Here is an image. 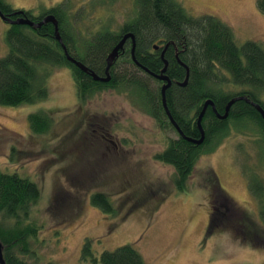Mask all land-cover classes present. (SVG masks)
Returning <instances> with one entry per match:
<instances>
[{
  "label": "rangeland",
  "instance_id": "1",
  "mask_svg": "<svg viewBox=\"0 0 264 264\" xmlns=\"http://www.w3.org/2000/svg\"><path fill=\"white\" fill-rule=\"evenodd\" d=\"M179 1L192 17L211 15L222 21L231 28L238 44L254 41L264 48V15L257 10V0ZM5 2L14 10L31 11L33 17L54 7H65L81 47L105 25L117 29L129 21L135 8L134 0ZM7 30L0 20V57L8 51L4 43ZM46 69L47 98L43 102L0 106V171L17 173L40 188V199L29 219L38 230L37 239L30 241V264H94L81 257L86 240L92 241L90 250L97 259L103 251L129 244L145 264H264V224L256 220V208L247 195L243 176L244 171L257 174L264 186V149L258 151L256 138L249 131H238L228 123L229 132L220 143L211 141L202 148L184 192L179 193L173 185V168L153 159L169 140L177 138L173 129L161 128L141 105L134 104L128 90L106 88L79 103L70 69ZM39 110L52 117L54 126L37 136L31 133L27 117ZM87 117L99 124L96 129L106 127L109 138L120 147L114 148L108 142L98 152L93 146L92 153L83 147L84 136H90L87 143L100 141L97 133L92 136L91 128L83 124ZM76 136L81 137L73 141ZM66 137L69 139L64 142ZM71 141L73 149L68 143ZM89 157L99 166L80 172L88 161L93 163ZM212 172L234 213L243 215L246 221L251 218L262 232L244 236L207 228V188L214 189L209 181ZM99 174L103 183L98 189L112 195L109 200L118 212L115 218L92 207L87 200L90 194L84 198V190L91 185L87 178ZM125 190H134V196L123 197ZM135 198L136 202L132 200ZM261 217L264 219V215ZM1 224L10 226L0 217Z\"/></svg>",
  "mask_w": 264,
  "mask_h": 264
},
{
  "label": "trees",
  "instance_id": "2",
  "mask_svg": "<svg viewBox=\"0 0 264 264\" xmlns=\"http://www.w3.org/2000/svg\"><path fill=\"white\" fill-rule=\"evenodd\" d=\"M5 3V0H0V13L5 16L3 13L11 12L14 20L28 18L33 22H39L44 16L53 15L58 21V31L68 55L100 78H106V58L124 35L132 34L135 46L132 60V43L131 39H127L123 50L119 51L118 57L108 70L109 81L103 83L94 81L90 72H82L66 59L63 48L54 38V28L51 24L48 23L36 30L25 25L9 24L4 36L8 51L4 57H0V106L20 107L43 102L47 98L45 81L48 67L70 69L79 103H84L106 88L122 92L128 90L134 97L135 105H141L144 112L159 123L161 128L165 129L168 126L177 134V138L169 140L165 149L155 154L153 159L173 168V185L179 193L184 192L202 148L208 146L211 141L220 143L229 132L228 123L231 122L238 131H249L256 138L258 151L259 149L263 151L264 145H261L260 140L264 142V119L245 101L235 102L224 120L218 119L212 108L208 107L201 120L205 134L203 143L196 146L185 141L169 123L162 108L160 90L163 82L150 76L159 75L163 69L160 53L165 44H169L163 55L167 62L163 75L171 81L165 92L166 105L186 138H200L196 122L205 101L210 100L220 116L224 115L226 105L237 97L247 98L264 111V102L261 101V95L264 94V48L254 41L238 44L231 28L216 17L211 15L192 17L179 0H134L133 18L117 29H113L111 24L105 25L81 47L82 44L78 45V36L74 33L73 23L69 20L65 7H54L42 12L38 17H33L31 11L14 10ZM256 7L264 15V0H257ZM18 12L21 13L16 14ZM5 18L13 21L9 16ZM154 46H158V50H154ZM179 62L189 70L184 87L178 85L184 81L186 75L184 67ZM151 81L154 85L149 87ZM27 119L31 133L37 136L44 135L52 125L54 126L52 117L42 110L28 115ZM89 119L87 117L83 124L91 128L92 136L95 137L97 133L100 141L98 144L87 143L90 136H84L86 146L83 144V147L92 153L94 146L98 152L102 146L108 144V138L101 137L107 129L103 127L98 130L99 124ZM79 137L81 136H76L73 141ZM68 139L69 137H66L64 142ZM73 141L68 142L72 146L71 149ZM98 166L97 162L93 161L91 164L88 161L87 166H82L80 172ZM212 173V180L211 178L209 180L213 183L211 185L223 194L216 174ZM99 176L95 178L84 176L91 182L84 190V198L87 199V195L90 194L87 200L92 207L105 216L112 215L115 218L118 212L115 203L109 200L112 195L98 189L103 183L101 174ZM250 177L252 180H258L256 183L260 187L257 194L263 202L258 201L257 206L259 205L258 208L260 207L261 214L264 215L263 182L257 174H251ZM94 186L96 189H93ZM132 194L134 196V190H125L123 197L126 195L131 198ZM57 196L60 194L55 196L54 201L57 200ZM138 198L132 200L136 202ZM39 199L40 188L37 183L20 177L17 173L7 174L0 171V217L3 221L10 222V226L0 225L4 264H30L28 262L29 256L32 255L30 241L37 239L38 230L29 224V219L32 208ZM77 212L75 211V214ZM261 218L264 224V219ZM244 221L242 215V222ZM245 225L246 232L237 230L234 234L262 232L257 229L258 226L251 218ZM239 237L238 235L235 238L238 240ZM91 242L84 241L81 248V257L84 260L90 259L94 264H145L139 252L129 244L112 251H103L97 259L90 250Z\"/></svg>",
  "mask_w": 264,
  "mask_h": 264
},
{
  "label": "water",
  "instance_id": "3",
  "mask_svg": "<svg viewBox=\"0 0 264 264\" xmlns=\"http://www.w3.org/2000/svg\"><path fill=\"white\" fill-rule=\"evenodd\" d=\"M21 12H18L16 14H20ZM0 19L2 21H7L8 24L10 25H25V26H28V27H31L32 29L36 30L38 28H41V26L43 25H46V24H51L54 28V38L56 39V41L61 45V47L63 48L64 50V55L66 57V59L71 62L73 65H75L79 70H81L82 72L84 73H88L90 72L91 73V76L93 78L94 81H100V82H103V83H106L109 81V74H108V70L109 68L111 67V65L113 64L114 60L118 57V53L119 51L123 50V46H124V43L127 41V39H131V43H132V60H134V57H133V51H134V46H135V39L133 37L132 34H126L124 35L120 42L118 44L115 45V47L112 49V51L108 54L107 58H106V68H105V74H106V78H100L98 76H96L93 72H91L87 67H85L83 64H81L80 62L74 60L73 58H71L69 55H68V52H67V49L65 48L64 44L62 43V39L60 37V34H59V31H58V21L55 19V17L53 15H47V16H44L39 22H33L31 21L30 19L28 18H17L16 20H9L8 18H5L1 13H0ZM169 47V44H165V46L163 47V50L161 51L160 53V58L163 60V64H164V67L163 69L160 71V74L159 75H155L154 77L159 80V81H162L163 82V85L161 87V90H160V96H161V105H162V108L168 118V121L169 123L174 127V129L177 131L178 135L184 139L185 141L189 142V143H192L193 145H201L204 141V137H205V134H204V131L201 127V120L203 118V115L206 111V109L208 107H211L213 112L216 114V117L220 120H224L227 118L228 116V111H229V108L237 101H245L249 104H251L255 110L261 115V117L264 119V111L262 110V108L255 104V103H252L250 102L247 98L245 97H237V98H234L232 99L227 105H226V108H225V113L223 116H220L216 110H215V107L213 105V103L208 100V101H205L204 104H203V107H202V110L197 118V122H196V126H197V129L199 131V135H200V138L199 139H190V138H186L183 136L182 132L180 131L179 127L176 125V123L174 122L169 110H168V107L166 105V98H165V92L166 90L170 87L171 85V81L165 76L163 75L166 71V68H167V62L163 59V55H164V52L166 51V49ZM158 46H154L153 49L154 50H158ZM179 64L181 66L184 67L185 69V72H186V75H185V79L182 83H178L179 86L181 87H184L187 83V80H188V76H189V70L188 68L183 65L181 62H179ZM0 264H4V260H3V254H2V245L0 244Z\"/></svg>",
  "mask_w": 264,
  "mask_h": 264
},
{
  "label": "flooded vegetation",
  "instance_id": "4",
  "mask_svg": "<svg viewBox=\"0 0 264 264\" xmlns=\"http://www.w3.org/2000/svg\"><path fill=\"white\" fill-rule=\"evenodd\" d=\"M0 11H1V8H0ZM3 14L5 16H9L12 20L15 19V17H13L11 15V12H7V13H3ZM2 22L6 26L7 25L10 26L7 21H2ZM148 74H150V73H148ZM150 76L155 78L154 77L155 75L150 74ZM101 137L107 139L111 136L107 132L106 133L103 132L101 134ZM109 139H107L108 142L111 143L114 148L120 147V144L118 142H116V141L114 142L113 140H111V139L109 140ZM260 142L262 143L261 145H264L263 140H260ZM243 176L246 179L245 185H246L247 195L249 196V198H251L252 201H254V207L256 208V211H254V212H256V214H257V216L256 215L255 216L257 217V220H260L259 224L263 225V222L261 221V215L262 214H261V211H259L260 209L257 206L258 201L263 202V199L261 197L259 198V196L257 194V190L260 187V186H258V183H256V182H258V180H252L250 177V173L247 171H244ZM220 187L223 189V194L219 191V189H216L214 187V189L212 191H210L209 195H208V207H207L208 212H207V221H206L207 228L214 229L213 231L217 232V233H222V232L232 233V232L237 231V230H241L242 233L246 232V228H245V227H247V225H245L246 219L244 218L245 221L242 222V215L234 213L236 211H235V209L231 208L228 205V201L226 199L228 196L226 195V192H225V190L221 184H220ZM208 189H210V188H208ZM163 200H167V199L163 198ZM262 212H263V210H262ZM257 226L259 227V225H257ZM258 227H257V229L261 230ZM263 228L264 227L262 226V229ZM243 235L246 236L245 234H243Z\"/></svg>",
  "mask_w": 264,
  "mask_h": 264
}]
</instances>
